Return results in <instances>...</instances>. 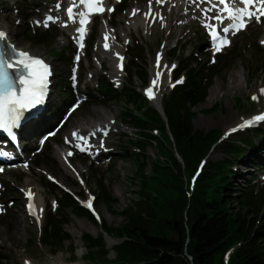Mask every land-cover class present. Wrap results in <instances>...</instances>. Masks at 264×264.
I'll return each instance as SVG.
<instances>
[{
    "label": "rangeland",
    "instance_id": "1",
    "mask_svg": "<svg viewBox=\"0 0 264 264\" xmlns=\"http://www.w3.org/2000/svg\"><path fill=\"white\" fill-rule=\"evenodd\" d=\"M66 1L58 10L60 16L64 18ZM54 2L55 0H0V17L9 16V21L6 23L16 29L17 42L22 46H29L32 50L47 57L54 67L51 102L45 116L47 118L50 115L51 121H38V123H45V126L35 135L28 136V139H22V143H29L28 141L32 139V144L26 147L28 149L26 156L16 167H13L15 168L13 174L0 177V209H2L0 210V264H25V258L34 259L37 264H49L58 255L64 256L67 263L93 264L94 260L86 256L87 249L81 235L85 232L94 236L103 233V220L112 228L120 227L125 222L122 211L131 203V200L137 197L134 190L137 189L138 184L135 179L137 167L132 154V141H137L138 132L130 119L123 114L125 107H132V105L126 104L125 95L121 98L103 95L102 83L110 82L112 87L121 92L129 81L127 69L133 61L137 63V69L149 72L147 84H142L136 74L131 83L132 87L145 95L144 89L149 85L151 79L150 69L159 52L164 50V61L170 65V75H174L176 64L181 61V56L173 57L172 55L171 51L175 44L180 51L187 55L193 52L201 63L197 65V68L201 66L205 74L210 75L211 71L208 72V69L211 67L216 66V69H221L213 77V83L208 89L207 95L214 94V97L210 101L203 99L193 107V110L197 112L194 124L198 118L201 120V125H195V128L205 132L220 129L224 139L212 146L203 162L204 166L200 169H204L208 162H214L224 157L223 144L226 141L236 140L240 143L241 138L245 137L251 140L252 145L245 148L234 168L245 173L246 180L253 176L252 183H255L256 186L264 184V136L260 135L257 130L247 128L226 134L228 126H234L238 121L241 124V120L251 118L255 113L264 112V93L260 91L264 89V43H262L264 41L262 39L264 37V20L254 22L246 30L240 32L233 38L232 45L221 53L212 51L209 30L202 23L201 15L195 12L189 13L184 20L182 32L175 33L169 39H167L168 32L158 26L155 32L149 35H145L142 29H130L128 36L123 37L118 31L115 44L124 50L123 56L126 61L125 69L121 70L114 61L110 67L107 62L101 64L97 59L96 44L100 27L109 21L110 26L116 30L120 26L126 28L125 14L136 5L147 7L148 0H123L117 5H115V0H111L109 5L116 6V11L94 18L90 25L85 52L84 48L81 49V52L76 50L74 34L64 28L59 21L48 23L51 24L50 29H54L53 31L57 34L56 39L44 44H36L26 38L28 28L31 29V32L33 29L40 31L46 29L43 23L36 22L44 21V14L50 10V4ZM126 5L127 8L123 10ZM53 16L57 15L53 12ZM166 41L167 46L164 49ZM79 53L82 55H80L78 76L73 69L76 68L74 59ZM173 65L175 67H172ZM111 68L122 75L119 86L108 75ZM95 69L94 77L90 76V73ZM235 74L240 75L242 90L236 91L229 86ZM184 79V76L180 78V80ZM73 84L76 85L73 86ZM173 85L174 80L171 87L164 90L162 99H165L171 92ZM258 93H260V99H252L253 96L257 97ZM79 97H82L83 101L63 128L45 141V146L41 151H37L41 134L45 130H50L49 128L58 121L69 104ZM149 103L154 106L150 99ZM215 103H221V106L211 113L202 111L211 108ZM99 107L105 108L112 116H116L119 127L124 131L120 134L107 136L105 144L99 148L100 153L94 157L72 149L73 160L84 168V173L80 175V173L73 172L70 177L63 179L59 163L54 159L55 147L65 143L64 137L67 134V129H70L80 118L97 117L95 109ZM260 128H264V124ZM158 150L156 145H149L145 156L150 160L155 159L158 156ZM24 161H27L28 164L25 165ZM245 179L232 178L231 182L238 183L247 190L249 186L248 183H245ZM26 181L31 182V187L37 193L38 203L43 210L39 221L25 211L27 199L24 191L27 187L23 183ZM100 184H103L109 195L116 198L113 205H108L98 199ZM55 185L69 189L76 197L78 204H81V201L85 200L90 193H93L96 197L95 207L99 213V218L96 217L97 222H93L87 217L71 212L68 224L65 225V231L70 238L60 246L52 244L51 240L42 235L50 210H55L57 207L55 199L58 195L53 191ZM118 190L123 192L122 196L117 195L116 191ZM57 192L60 191L57 190ZM84 226L93 229V232ZM73 227L77 229L76 232L72 231ZM109 238L113 239L112 244ZM119 242L120 239L117 237L106 235V245L110 249L109 258L115 257L112 248ZM100 263L105 264L102 260Z\"/></svg>",
    "mask_w": 264,
    "mask_h": 264
},
{
    "label": "trees",
    "instance_id": "2",
    "mask_svg": "<svg viewBox=\"0 0 264 264\" xmlns=\"http://www.w3.org/2000/svg\"><path fill=\"white\" fill-rule=\"evenodd\" d=\"M53 30L31 32L28 28L26 38L44 44L56 39ZM172 55L181 56L175 76L185 75L186 80L162 100L164 114L132 87L135 74L144 84L148 81L147 70L137 69V63L131 61L129 81L121 92L110 82L102 83L103 95H125L126 104L132 105L125 107L123 114L138 132L137 141H132L137 197L122 211L125 222L120 227L112 228L103 220L104 233L120 239L112 248L115 257L109 258L104 233L94 236L85 232L81 237L86 256L93 264H101L100 260L105 264H264V184L256 186L253 177L246 180L245 173L234 168L251 140L226 141L224 157L199 170L223 132L195 128L197 112L193 107L205 99L221 69L214 65L208 69L210 75L205 74L201 66L197 68L200 62L193 52L187 55L174 48ZM220 106L215 103L202 111L211 113ZM254 130L264 136V128ZM149 145L159 149L152 160L145 156ZM232 178L245 179L248 189L233 184ZM99 186L98 199L113 205L116 198L103 184ZM53 191L58 206L50 210L42 235L60 246L70 238L65 225L71 212L97 220L70 193L57 185Z\"/></svg>",
    "mask_w": 264,
    "mask_h": 264
},
{
    "label": "bare ground",
    "instance_id": "3",
    "mask_svg": "<svg viewBox=\"0 0 264 264\" xmlns=\"http://www.w3.org/2000/svg\"><path fill=\"white\" fill-rule=\"evenodd\" d=\"M64 1L66 0H55L53 4H50V7H51L50 10H48V12L44 14L45 18L49 15L53 16V12H54L57 15V16H53L55 18L54 21L56 22L59 21L62 24V26H64V28L69 29L72 34L76 35L74 31L76 27L74 25V22H68L66 21V18L63 19L60 16V13L58 11L62 7V3ZM213 2L215 1L213 0ZM58 3L61 5L59 8L56 7ZM197 3H200V0H197ZM207 7H210V5H208L207 3H200V6L197 7L196 3H193V0H164V3H161V4H157L155 0H153L152 8H151L152 14L146 17L145 13L149 11V5L147 7H143L142 5L133 6L130 9V11L125 14L124 20L126 23V28H124L123 26H120L118 30H116L115 28L110 26L109 21L101 25L97 44H96V47L98 48V50L96 51L97 59L100 61L101 64H104L107 62L110 67L112 66V61L115 62L116 66L118 65V61L124 53V50L119 48L115 44V41L117 38L116 35L118 31L123 37L128 36L129 34L128 30L130 29H142L145 35H149V34H153L158 26L160 29L166 30L168 32L167 39H169L175 33L182 32L183 27H184V20L187 18L188 14L192 12H195L201 15L200 18L202 19V23L204 24L206 22L215 23L214 20H208L205 17L202 10ZM134 9H139V11L135 15L132 14ZM216 14H217V9L216 10L213 9L211 12L208 13V17L214 16ZM153 17H155V19H153ZM160 17H162L163 19L161 20ZM7 21H9L8 15H4L0 17V30H3L7 34L5 42L10 43L18 51L23 50V51H27L30 55L42 56V54H40L38 51L32 50L29 46L20 45L16 40V35H17L16 29L13 28L8 23H6ZM50 22L52 21H48V23ZM89 30H90V27L87 29L88 35H89ZM105 33H107L109 37L107 40V43L109 44V48L104 47ZM75 37L77 38L78 35ZM262 39H264V37ZM166 46H167V41L164 43V49L166 48ZM84 52H85V48H84ZM159 56L161 57V59L163 58V62L158 68L157 64L155 63L156 61H154V65L150 69L151 79H150V83L147 86V88L151 86L152 80L156 78V73L160 72L161 75L159 76V79H158V85L156 88H154L155 98L150 99V100L155 106L161 107L163 92L167 88L171 87V85L173 84V80H172V75H170V65L164 61V57H165L164 50L163 52H160ZM95 73H96V69L90 73V76L94 77ZM108 75L110 79L114 81L115 83H117V86H119V83L122 80L121 73L111 68V70L108 71ZM232 79L233 80L230 81L229 86L232 89H235L236 91L242 90L243 87H242V80H240V75L235 74L233 75ZM213 97H214V94H209L205 97V99L206 101H210ZM257 97L258 99H260V93L257 94ZM95 111H97V114H98L97 117L86 116L85 118H80L77 122H75V124L70 129H67L66 131L67 134L64 137L65 143L55 147L56 152L54 155V159L59 163V169L62 172L63 179L65 178L67 179L68 177H70V175L73 172H75V174L80 173V175H83L82 173H84V168L80 164L76 163L73 160L72 156L68 155L69 151L72 150V147L76 148L77 147L76 145L80 143L81 144L84 143V141L78 140L73 135V133H76L79 136H84L87 141L88 149L92 150V152L94 153L96 149L102 147L105 144L107 136L111 134H120L124 131L122 128L119 127V124L116 120V116L114 115L112 116L108 112V110H106L105 108L99 107V108H96ZM50 117L51 116L48 115L47 120L51 121ZM52 120L54 119L52 118ZM242 122L243 120L240 121V123ZM195 125L197 126L201 125L200 118L196 120ZM238 125H239V121L237 122L236 125L234 124V126L233 125L228 126L227 130L237 128ZM44 126H45V123H42V122L34 123L33 125H30L27 128L28 129L27 132L24 130L22 133L23 140L28 139V136H31L32 134L35 135ZM105 131L107 132L106 135L104 134ZM92 133H95V135H92ZM28 142L29 143H26V142L24 143L26 147L32 144V139H30V141ZM11 148L10 150L13 151L14 150L13 146H11ZM22 158L23 156L17 154L14 151V155L11 157L10 163L19 164ZM23 185L27 187L26 188L27 191L29 189L33 191V188L31 187V182L26 181L23 183ZM116 193L118 196L123 195V192L119 190L116 191ZM35 195H36V201L38 203L39 200H38L37 193H35ZM38 207L39 208H38L37 216H39V220H40L42 212L40 211L41 206L39 203H38ZM25 211L26 213H28L27 208H25ZM35 220H37L36 217H35ZM39 224L41 225V222H39ZM84 227L87 230L93 232V229L86 227V226ZM72 231L76 232L77 229L73 227ZM10 237L12 238V236ZM109 241L111 244L113 243L112 238H109ZM26 262H29V264H37L34 261V259H29V258L24 259L25 264ZM49 264H81V263L79 262L67 263L66 258L64 256L58 255L57 257L52 259L49 262Z\"/></svg>",
    "mask_w": 264,
    "mask_h": 264
},
{
    "label": "snow or ice",
    "instance_id": "4",
    "mask_svg": "<svg viewBox=\"0 0 264 264\" xmlns=\"http://www.w3.org/2000/svg\"><path fill=\"white\" fill-rule=\"evenodd\" d=\"M152 2L153 0H148L149 11L145 13L146 17L152 14ZM155 2L161 4L164 3V0H155ZM193 3H196L197 7L200 6V3H207L210 5V7L202 10L208 20L217 21L219 24H224L225 20L231 21V23L225 25L220 31L217 30V24L205 23V27L209 30L211 40L217 52L230 44L227 36L221 35V31L223 33L231 32L235 35L237 32L245 29L248 21L252 18L260 22L261 17H264V0H218V2H213V0H200V3H197V0H193ZM237 3L241 6L236 7L235 4ZM79 4L84 5L86 8L85 12L78 14L80 16L79 23L81 25V27L77 29L80 33L78 39L82 41L86 31L85 25L89 22L90 15L93 13H102L105 11V8L103 7V0H79ZM60 6L59 3L56 5L57 8ZM77 6L76 0H73L72 5L66 8L69 20H75L74 8ZM213 9H217V14L208 17V13ZM107 11H113V9L109 8ZM138 11L139 9H134L132 14L135 15ZM54 19L53 16L49 15L44 21H37L36 23H43V25L47 27L48 21H54ZM153 19H155V17H153ZM160 19L162 20L163 18L160 17ZM6 35L7 34L3 30H0V42L6 40ZM108 38V34L105 33V48H109V44L107 43ZM262 43H264V41H262ZM82 46L81 44V47ZM7 47L10 49L7 59L3 53H0V130L15 138L14 129L20 127L21 118L24 113L35 109L38 105L43 103L47 92V78L51 72L49 66L42 59L31 56L27 51H17V49L10 44ZM120 60L122 61L123 57H120ZM120 66L122 67V64ZM157 67H160L159 54L157 56ZM172 67H175V65ZM9 69L16 70L15 79H13L12 74L8 71ZM160 75L161 73L157 72L156 78L151 82V86L145 89L149 99L155 98L154 88L158 85ZM176 83H182V80L176 81ZM260 91L264 93V89ZM257 98L256 96L252 97L254 100ZM261 121H264V113L255 115L250 119H244L237 128L248 127ZM237 128H233L230 131L235 132ZM104 134L106 135L107 132L105 131ZM73 135L78 140L84 141L83 144H78L77 147H79L81 151L88 150L86 138L76 133H73ZM92 135H95V133H92ZM0 154L5 156L10 155V153L6 151ZM68 155H72V153L69 152ZM26 195L29 197V213L36 216L37 221H39L35 204L32 202L34 193L29 189ZM91 200L92 198L85 202L86 207L90 209L92 208ZM40 211L42 212L43 210L41 209ZM26 264H29V262H26Z\"/></svg>",
    "mask_w": 264,
    "mask_h": 264
}]
</instances>
